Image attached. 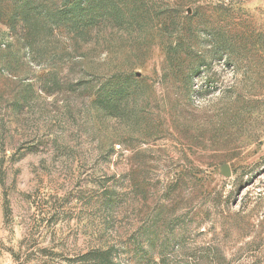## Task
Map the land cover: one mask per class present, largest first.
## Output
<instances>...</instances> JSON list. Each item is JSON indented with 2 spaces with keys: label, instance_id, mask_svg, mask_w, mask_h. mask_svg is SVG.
Wrapping results in <instances>:
<instances>
[{
  "label": "rangeland",
  "instance_id": "1",
  "mask_svg": "<svg viewBox=\"0 0 264 264\" xmlns=\"http://www.w3.org/2000/svg\"><path fill=\"white\" fill-rule=\"evenodd\" d=\"M37 4L0 16V264H264V0Z\"/></svg>",
  "mask_w": 264,
  "mask_h": 264
},
{
  "label": "trees",
  "instance_id": "2",
  "mask_svg": "<svg viewBox=\"0 0 264 264\" xmlns=\"http://www.w3.org/2000/svg\"><path fill=\"white\" fill-rule=\"evenodd\" d=\"M40 9L41 7L37 4V0H20L18 10H11L8 14H0V16H6L11 27L18 26L25 30L28 35H36L37 29L45 17V14H42ZM179 52L180 49L176 46L169 48L168 59L170 60V53L178 55ZM113 249V245L93 246L81 257L85 264H122L118 259H113ZM161 264H165L164 258L161 259Z\"/></svg>",
  "mask_w": 264,
  "mask_h": 264
},
{
  "label": "water",
  "instance_id": "3",
  "mask_svg": "<svg viewBox=\"0 0 264 264\" xmlns=\"http://www.w3.org/2000/svg\"><path fill=\"white\" fill-rule=\"evenodd\" d=\"M223 173L226 174L227 173V167L223 168Z\"/></svg>",
  "mask_w": 264,
  "mask_h": 264
}]
</instances>
